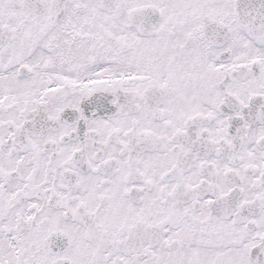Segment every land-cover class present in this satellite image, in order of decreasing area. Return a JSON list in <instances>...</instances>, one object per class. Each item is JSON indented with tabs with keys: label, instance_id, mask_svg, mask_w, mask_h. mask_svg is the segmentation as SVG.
I'll return each instance as SVG.
<instances>
[{
	"label": "snow or ice",
	"instance_id": "obj_1",
	"mask_svg": "<svg viewBox=\"0 0 264 264\" xmlns=\"http://www.w3.org/2000/svg\"><path fill=\"white\" fill-rule=\"evenodd\" d=\"M0 264H264V0H0Z\"/></svg>",
	"mask_w": 264,
	"mask_h": 264
}]
</instances>
